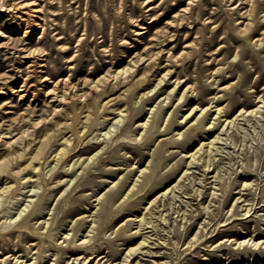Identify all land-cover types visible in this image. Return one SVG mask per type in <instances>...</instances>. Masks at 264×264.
Wrapping results in <instances>:
<instances>
[{
    "label": "rangeland",
    "instance_id": "1",
    "mask_svg": "<svg viewBox=\"0 0 264 264\" xmlns=\"http://www.w3.org/2000/svg\"><path fill=\"white\" fill-rule=\"evenodd\" d=\"M26 1L35 3L16 7ZM146 1L0 0V158L32 140L21 159L0 164V186L12 184L7 196L0 193V239L18 234L40 209L42 216L24 227L36 232L46 218L53 222L46 238L27 241L39 242L41 253L16 251L21 264H51L57 256L72 264L81 252H70L72 243L85 239L126 262L127 249L142 238L125 234L141 227L151 239L140 250L158 255L134 254V264H264V105L239 114L264 104V43L257 41L264 38V0ZM251 7L255 18L243 14ZM215 29L218 41L210 46ZM154 63L144 85L129 86L133 73ZM124 66L131 69L115 74ZM168 69L169 79L158 85ZM177 77L187 83L173 91ZM86 102L90 109L75 110ZM191 106H209L203 122L185 124ZM118 117L123 121L112 126ZM147 118L148 132L139 125ZM56 120L61 125L40 147L35 137ZM136 136L144 137L138 143ZM66 137L72 142L65 170L80 160L59 185L62 158L55 165V154ZM202 142L208 145L191 164L189 154ZM147 164L148 178L139 170ZM135 181L140 191L123 200ZM75 205L82 209L68 212ZM143 213L140 226L133 219Z\"/></svg>",
    "mask_w": 264,
    "mask_h": 264
},
{
    "label": "bare ground",
    "instance_id": "2",
    "mask_svg": "<svg viewBox=\"0 0 264 264\" xmlns=\"http://www.w3.org/2000/svg\"><path fill=\"white\" fill-rule=\"evenodd\" d=\"M150 1L151 0H147L146 1V3H150ZM32 3H35L34 1H32V2H28V1H26V2H21L18 6H16L17 8H19V7H26L27 5H30V4H32ZM191 2H189V4H190ZM15 6V5H14ZM151 9H155L154 8V6H152V7H150L148 10H151ZM35 11H41V8H39L38 6L35 8ZM255 9H254V7H251V8H249L248 10H246V11H244L243 12V14H247V16L248 15H252V17H254V15H255ZM242 13V12H241ZM38 17V16H37ZM255 18V17H254ZM256 18H257V16H256ZM35 21V25L36 26H39L40 25V22H38L36 19L34 20ZM144 27V26H143ZM250 28H245V31H248ZM218 30H219V28H218ZM254 32H255V29L253 30ZM25 33H24V35H28V31L27 30H25L24 31ZM228 37V34H226V35H223L222 37H221V39H226ZM63 38V36H60L59 37V39H62ZM252 38V37H251ZM217 41H218V39H217V30L215 29V31L213 32V34H212V37H211V39L209 40V44H210V46H213V45H215L216 43H217ZM257 41H259V44L260 45H262L263 43H264V38L262 37V38H258L257 39ZM224 46H226V44H224V43H222L219 47H218V50L216 51V52H218V51H222L223 50V47ZM68 48V47H67ZM65 49V51H68V49ZM262 48V47H261ZM74 59V57H70V58H68L67 59V61H72ZM140 59V58H139ZM135 60V59H134ZM40 65H45V64H40ZM156 65V63H154L152 66H150V67H147V68H144L143 70H138V72L137 73H133V77H132V80L130 81V85L129 86H131V87H134V88H137V89H139L140 88V86H142V84L149 78V75H150V72L152 71V68L154 67ZM164 66V65H163ZM165 67V66H164ZM129 69H131L129 66H124L123 68H121V69H119V70H117V73H115V74H120V73H126V72H128V70ZM222 68H218V71H220ZM172 73V69H168L165 73H164V75H163V77L161 76L159 79H160V81H158L159 82V84L158 85H160V84H162V82H164V80H168L167 79V76L169 75V74H171ZM107 76H110V73H106V74H104V75H102L101 77H99L96 81H97V83H96V85H99V83H100V81H102L103 79H105ZM108 78V77H107ZM69 79V76H67V77H65V78H61L60 80H61V82H66V80H68ZM59 80V81H60ZM176 86L175 87H173V91L177 88V85L179 84V83H181V82H184L183 83V85H185L186 83H187V78H184V79H180V77H177L176 78ZM144 85V84H143ZM157 85V84H156ZM172 85V84H171ZM72 86V84L71 85H68V86H65V91H64V93H63V95H62V98L64 99L66 96L64 95L65 93H66V91H67V89L69 88V87H71ZM116 86V85H115ZM190 87H192V85H188L186 88H185V90L183 91V93H182V96L181 97H184L185 95H186V91H187V89L188 88H190ZM181 88V87H180ZM155 89V88H154ZM153 89V90H154ZM178 90V89H177ZM173 91H171V92H173ZM150 92V91H149ZM149 92H147V96H149ZM57 93V92H56ZM145 93V92H144ZM104 94V92H101L100 93V95H103ZM168 97H169V94H168ZM61 98V99H62ZM180 100H181V98H180ZM263 100V102H264V99H262ZM262 100H259V101H262ZM164 105V104H163ZM216 105V104H215ZM264 104H259L257 107H255V108H252V109H244V107L243 108H241L240 109V111H239V114H245V113H253L254 111H256V112H260V109H261V107L263 106ZM90 102H86V103H83V104H81V105H79L78 107H76L75 108V110L77 111V112H79L80 111V113L82 112V110H84V108L85 107H89V109H90ZM217 106V105H216ZM199 107V106H198ZM198 107L197 106H191L190 107V110H189V112L187 113V114H185V124H187L189 121H191L192 119H196V123H200V122H203L204 120H205V117H206V115H207V113H204V112H206V110L208 109V107L209 106H207V107H201L200 109H198ZM213 107V106H212ZM187 109V108H186ZM223 109H224V107L223 106H219V107H217V109H214L215 110V112H217V114H220V113H222L223 112ZM119 110H120V114H122L121 113V111H123L124 109L123 108H119ZM212 112V111H211ZM119 114V115H120ZM215 115H216V113H215ZM122 116H123V114H122ZM233 119H229V121L228 122H231L232 121V123H233V120H235V118L234 117H232ZM225 119V118H224ZM123 121V118H121V117H118V118H116V121L112 124V126H116V125H114L115 123H120L121 124V122ZM149 121H150V119L149 118H147V120L146 121H144V122H140V126H141V128H145L144 130L145 131H150V129H151V127H149ZM183 121H184V119L181 121L182 123H183ZM211 121H212V119H211ZM227 121V120H226ZM209 122V121H208ZM212 122H215V120L213 119V121ZM227 122V123H228ZM227 123H225V124H227ZM185 124H179V125H181V126H184ZM212 124V123H211ZM225 124H223L224 126H225ZM61 125V121L60 120H56L54 123H53V125H51V126H48L41 134H37V136L35 137L36 139H37V137H39V139H38V142H40V147H42V146H44V145H48V140H49V135H50V132H51V130L52 129H57V128H59V126ZM111 126V127H112ZM161 126H159V127H157V128H155L154 130H153V132H156V131H161L162 129L160 128ZM114 128H116V127H114ZM162 128H163V126H162ZM113 129V128H112ZM114 130V129H113ZM81 132V130H79L78 131V133H80ZM210 132V131H209ZM184 134L183 132H179V134ZM64 137V136H63ZM144 136H142V137H140V136H136V137H134V139H136V140H138V143L140 142V138H143ZM218 136H216V138H217ZM220 137V136H219ZM91 139H92V137H91ZM106 137H104L103 139L101 138L100 140H95V141H93L92 143L90 142V144H88V148L89 149H92V148H96V147H98V146H100L101 144H103V143H105V142H107L106 140ZM89 140H90V138H89ZM215 139L213 138L209 143H212L213 141H214ZM82 141H84V140H82ZM72 142V138H70V137H66L65 139H64V145H63V147H61L60 148V150L55 154V156L58 154V157L56 158L57 159V162H56V164L55 165H57L58 163H59V161H60V158H62V163L60 164V166H59V168H57V170H56V175H55V177H58L59 179L57 180V184H59V185H63L64 184V182L66 181V178L65 179H63L61 176L62 175H64V174H70V173H73L74 171H75V167H76V164L79 162V160H80V157H79V159L78 160H76L75 162H74V164H73V166L71 167V169L70 168H68V169H66L65 170V166H64V163L65 162H69V160H68V156H66V154L67 153H69V145H70V143ZM214 143V142H213ZM31 144H32V140H29V141H26V144H25V146H23L21 149L19 148V147H14V148H12L11 150H9L8 151V153L4 156V157H2V158H0V164L3 162V161H5V160H19V159H21L23 156H24V153H25V151L31 146ZM201 145L198 147V148H196V151H192V153L191 154H189L190 155V158H191V160H190V163L192 164V163H194L195 162V158H196V156H197V153H199V151L204 147V145H206L204 142H202V143H200ZM208 145V144H207ZM206 145V146H207ZM212 145V144H211ZM79 146V144H76V145H73V149H76L77 147ZM86 146V145H85ZM106 146V145H105ZM105 146L102 148V149H104L105 148ZM205 146V147H206ZM47 147V146H46ZM210 147V146H209ZM211 147H213V146H211ZM210 147V148H211ZM207 148V147H206ZM85 149V147L83 146V147H79V149H78V152H80L81 150H84ZM205 149V148H204ZM203 149V150H204ZM101 151V150H100ZM208 151H210V150H208ZM97 153V152H96ZM201 156V155H200ZM211 163V162H210ZM189 164V163H188ZM209 165V164H208ZM207 165V166H208ZM212 165V164H211ZM148 167H149V164H147V165H145V167H143V168H139V170H141V174L140 175H146V178H148L149 177V175H147V170H148ZM205 167V166H204ZM210 167V166H209ZM35 168H38V166L37 167H35ZM189 169V168H188ZM209 169V168H208ZM186 171H188V170H186ZM185 171V172H186ZM204 174V173H203ZM184 175V174H183ZM140 177V176H139ZM24 177H22V179H23ZM138 177H137V181H138ZM70 180H68L67 181V183L69 182ZM134 183V182H133ZM244 183V182H243ZM250 183V182H249ZM56 185V184H55ZM137 185H138V183L135 181V183L132 185V187L129 189V191H127V193H126V195H124L125 197H124V199L123 200H125V201H128L132 196H134L136 193H138V191H140V189H139V187H137ZM246 185V184H245ZM249 185V184H248ZM247 185V186H248ZM251 185V184H250ZM151 186V185H150ZM242 186L244 187V184H242ZM54 187H58V186H54ZM242 187V188H243ZM148 189V188H147ZM170 189V188H169ZM10 190H12V184H10V185H5V186H0V193H2V194H4V196H7L8 195V193L10 192ZM67 190V189H66ZM167 192V191H166ZM164 193H165V191H164ZM63 194V193H62ZM237 198V197H236ZM245 198V197H244ZM98 199V198H97ZM246 199V198H245ZM237 200H238V198H237ZM244 200V199H243ZM247 200V199H246ZM46 202H47V200H46ZM152 202V201H151ZM243 202V201H242ZM247 202V201H246ZM248 203V202H247ZM148 206V205H147ZM146 206V207H147ZM153 206H155V205H153ZM158 207V206H157ZM247 207H249V206H247ZM246 207V208H247ZM79 209H82L81 208V206L80 205H75V206H72L69 210H68V212L70 211H77V210H79ZM249 208H247V210H248ZM158 210V209H157ZM247 212V211H246ZM249 212V211H248ZM162 213V212H161ZM160 213V214H161ZM92 214V213H91ZM144 214V213H143ZM146 214V213H145ZM145 214L144 215H142L141 216V218H139V219H133V220H136L138 223L140 222V226L142 225V222H143V220H144V217H145ZM247 214V213H246ZM90 215V214H89ZM153 215V214H152ZM162 215V214H161ZM40 216H42V210L40 209L38 212L37 211H35V212H33L32 214H31V217L27 220V221H23L21 224L22 225H20L19 227H17L16 228V231H17V233L18 234H15V232L14 231H12L11 233H10V239L8 240V241H6V240H4L3 238L2 239H0V264H21V263H23V261H24V259L23 260H19V259H17L16 258V256L17 255H15L16 254V251H19L22 247H24L28 252H27V256L29 255V254H31V253H33V254H35V253H41L42 251H41V248H42V246H41V244H39V242H36V243H32V244H27V241H28V239L30 238V237H38V236H40L41 238H46V234L48 233V231L51 229V227H52V225H53V222L50 220V218H46L45 220H44V222H43V226H41V227H44L43 228V230H39V231H34V230H31V229H28V228H25L24 227V225L23 224H31L30 222H31V220H33V219H36L37 218V220H38V218L40 217ZM85 216V215H84ZM155 216V215H154ZM3 216H0V220H1V218H2ZM151 217V216H150ZM93 219V218H92ZM37 222V221H36ZM146 222V221H145ZM92 223H94V222H92ZM35 224V223H34ZM144 225V224H143ZM137 226H139V224L137 225ZM139 226V227H140ZM145 226V225H144ZM143 226V227H144ZM150 226V225H149ZM40 227V228H41ZM39 228V227H38ZM142 228V227H141ZM141 228L139 229H137L136 231H134V232H130V234H127L128 232H126V236H128V240L129 241H132L135 237H137L138 235H140L139 237H141L142 239L140 240V241H138L137 242V244L136 245H134V246H131V247H127L128 249H127V252H126V255H124L125 257L123 258L124 260H126V262H114L113 260H111L110 258H109V252H108V250H106L107 251V253H105V254H102V252H106V251H102L100 248H92L91 246H90V240H81L80 242H78V240H76V241H74L73 243H72V247H71V249L69 250L70 252H77V250L79 251H81L80 252V254L79 255H77V256H75V257H73V262H72V264H134L135 263V261L134 260H130L129 259V257H132V255H134V254H136V257H138L139 255H140V253L141 252H143V253H145V254H148V255H154V256H157L158 254L156 253V252H154L153 250H150V247H149V249L148 250H146V251H141L140 249L142 248V247H146V246H149V236L147 235V234H144L143 232H141ZM144 229V228H143ZM145 231V230H144ZM142 233V234H141ZM52 235V234H51ZM251 238V237H250ZM81 239V238H80ZM151 239V238H150ZM62 242H63V240H61ZM246 241V239L244 240L243 239V241H240V243H242V242H245ZM60 242V241H59ZM257 242V241H256ZM58 243V242H57ZM66 243H68V242H66ZM238 243V242H237ZM61 243H59V245H60ZM68 245L69 244H65V245H63L64 247H67L68 248ZM242 245V244H241ZM151 246V245H150ZM155 246V245H154ZM37 247V249H35L34 250V248H36ZM47 249V248H46ZM46 249H45V251H46ZM33 250L35 251V252H33ZM99 251V253H97ZM44 253V252H43ZM44 255V254H43ZM48 255V254H47ZM55 255V254H54ZM57 255V254H56ZM161 255V254H160ZM21 256V254H19L18 255V257H20ZM39 256V255H38ZM38 256H36V257H38ZM144 256V255H143ZM34 257V256H33ZM54 257V256H53ZM56 257V256H55ZM16 258V260L14 261V259ZM31 258H32V256H31ZM31 258H29V259H27V261L28 260H30ZM39 258V257H38ZM141 258V257H140ZM36 259V258H35ZM40 259V258H39ZM53 259V261H52V263L51 264H59V263H62V262H64L65 260H63V261H61L62 259H61V257L60 256H57L56 258H52ZM69 259V258H68ZM70 259H72L71 258V255H70ZM35 261V260H34ZM44 261V260H43ZM61 261V262H60ZM70 260H66V262H69ZM36 262V261H35ZM41 262V261H40ZM141 262V261H140ZM155 264H157V262L155 261L154 262ZM220 264H224V263H220Z\"/></svg>",
    "mask_w": 264,
    "mask_h": 264
}]
</instances>
